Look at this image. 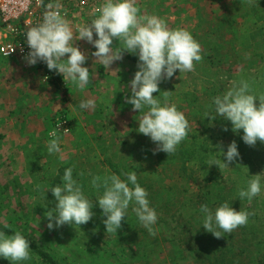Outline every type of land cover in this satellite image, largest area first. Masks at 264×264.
Masks as SVG:
<instances>
[{
	"label": "rangeland",
	"instance_id": "1",
	"mask_svg": "<svg viewBox=\"0 0 264 264\" xmlns=\"http://www.w3.org/2000/svg\"><path fill=\"white\" fill-rule=\"evenodd\" d=\"M136 6L141 15H156L170 29H186L201 45L203 59L195 62V71L180 74L177 69L172 78L159 83L161 92L153 95L163 104V91H171L168 103L175 104L177 110L184 113L189 122L188 134L196 130L199 142L195 146H199L200 142L203 146L207 143L210 153L219 156V160H224V156L219 152L218 146H222L226 153L227 146L235 141L240 153L235 161L250 164L244 168L243 180L247 184L253 178L252 175L259 174L261 192L255 198L264 200V143L257 141L254 146H249L242 140L243 130L233 132L230 121L221 117L215 120L206 117V114L214 111L213 98L223 95L234 82L239 84L240 81H247L251 94L257 97L264 95V0H252L251 4L248 0H136ZM86 14L84 19L73 15L66 19L74 33L78 26L90 24L96 18L87 11ZM93 38H96L95 33ZM74 46L81 47V51L88 57L84 66L89 68L91 82L86 88L87 92L80 93L79 102L94 100V109L82 110L85 119L93 115L95 123L91 124L86 138L81 137L83 131L75 133V127L72 126L70 134L58 136L61 152L49 154V140L46 138L55 115L60 112L54 111L50 124L44 130H41L42 126L41 133L38 132V135L43 134L46 138H40L35 158L31 156V161L25 164L20 161L22 158H7V153H4V157L0 155V222L28 233L40 246L57 257L61 264L191 262L192 254L186 245H182L183 242H180L181 245L177 244L176 238L179 236H174L172 224L170 226L163 221L157 222L153 226L157 234L149 235L132 211L131 204L117 233L106 232L103 224L106 217L96 202L103 189L97 191L91 186L94 176L116 174L123 175L121 179H126L123 172L115 173L112 165L129 168L138 164L151 172L152 177L157 179V184L169 185L167 189L170 193L178 194L177 190L183 187V182L178 181L177 177L175 180L170 179L168 174L176 173L174 170L168 174L161 172L156 165L161 151L154 152L157 145L150 137L137 131L138 121L147 109L134 111L132 105L126 102V96H131V91H121L124 86H119L116 80L118 77L114 75L115 67L118 64L123 67L125 64L118 60L113 62L109 70L105 69L88 53L95 49L92 44L78 40L74 41ZM112 46L118 47L119 42L114 40ZM217 54L222 58H233L226 59L222 64L208 58ZM109 83L116 86L117 90L107 88ZM96 85L100 87L96 88ZM119 87L122 89L119 90ZM91 89L94 90L91 92ZM66 97L71 99L68 94ZM256 104L259 105V100ZM116 105L118 107L114 108ZM192 136L188 141L193 139ZM233 162L229 163V167L221 169L214 164L216 172L213 175L225 177V173L235 167ZM67 168H72L73 179L81 186L85 197L93 203L94 215L86 224H65L49 230L45 212L54 208L56 203L50 189L63 185L62 176ZM81 172L84 173L83 176L80 175ZM248 172L252 174L248 176ZM136 174L139 180L140 176L144 177L145 172L139 169ZM217 183L218 181L210 184L198 182L203 187L217 186ZM140 185L145 189L144 185ZM189 185L194 188L196 184L190 182ZM162 190L164 192L165 189ZM158 199H162V196ZM262 203L264 205V201ZM30 254V260L19 264H44L31 250ZM0 264L11 262L0 257Z\"/></svg>",
	"mask_w": 264,
	"mask_h": 264
},
{
	"label": "clouds",
	"instance_id": "2",
	"mask_svg": "<svg viewBox=\"0 0 264 264\" xmlns=\"http://www.w3.org/2000/svg\"><path fill=\"white\" fill-rule=\"evenodd\" d=\"M251 2L248 0L249 4ZM37 3L45 10L41 21L25 33L29 48L24 57L26 62L29 65L44 62L49 70L57 71L64 80H70L83 90L91 82L89 68L83 66L88 57L74 46V41L84 40L92 44L96 50L91 55L108 70L114 61L123 59L125 52L138 55V71L129 82L131 96H126V102L132 105L134 111L147 109L138 121L137 131L150 137L157 145L154 152L174 154L178 145L188 137L189 122L175 104L168 103L171 91H163V104L153 94L161 92L159 83L172 78L177 69L180 74L193 72L195 62L203 59L201 45L192 34L183 28L170 29L156 15H141L136 0H104L97 9L96 18L90 24L78 26L75 33L61 14L59 3L44 5V0H37ZM114 40L119 42L118 47L112 46ZM213 105L214 111L206 114V117L211 120L221 117L230 121L233 132L243 130L242 140L249 146H254L257 141L264 143V95L257 97L251 94L247 81L234 82L223 95L213 98ZM79 106L81 109H94L95 102L88 99L81 101ZM50 135L52 139L47 143L48 153L61 152L57 133L53 131ZM218 147L224 160L209 161V166L215 164L219 169L229 167V163L240 156L235 141L227 146L226 153L222 146ZM72 172V168L65 169L63 185L50 189L56 203L54 208L45 212L49 230L65 224L80 226L88 223L94 215L93 203L85 197ZM124 176L126 179L116 174L94 176L91 180L93 188L97 191L103 189L96 202L106 217L103 220L106 232L117 233L131 204L140 224L149 235L155 236L157 230L153 226L158 216L156 210L150 207L147 191L137 182L135 171L124 173ZM252 176L247 188L238 191L240 200L246 198L251 201L260 194L261 177L259 174ZM200 212L204 216V230L216 238L230 235L238 227L246 226L249 216L254 214L237 211L230 207L228 201L214 211L207 204H202ZM0 257L11 264L30 260L29 241L19 231L11 235L0 231Z\"/></svg>",
	"mask_w": 264,
	"mask_h": 264
},
{
	"label": "trees",
	"instance_id": "3",
	"mask_svg": "<svg viewBox=\"0 0 264 264\" xmlns=\"http://www.w3.org/2000/svg\"><path fill=\"white\" fill-rule=\"evenodd\" d=\"M208 58L212 62L216 61L222 64L226 59H232L233 56L222 58L217 54V56ZM46 71L48 79L56 87L64 88L61 74L48 68ZM192 134L194 135L192 136ZM190 136L193 139L188 141ZM196 136L197 132L194 129L178 145L174 154L168 155L161 151L157 156L156 165L160 167L161 172L168 174L174 170L176 173L168 174L170 179L177 177L178 181L183 182V187L177 190L178 194L170 193L167 189L169 185L157 184V179L152 177L151 172L146 171L138 164H133L129 168L113 164V170L115 173L136 172L139 169L145 172L144 177L140 176L137 181L145 186L150 207L156 209L157 222L163 221L165 225L170 226L172 224L175 231L174 236L176 234L179 236L175 237L178 240L177 244L181 245L183 242L182 245H186L189 253L192 254L193 260L187 264H264V205L262 203L264 200L255 197L251 201L246 198L244 200L238 198V191L247 188L246 180H243L242 176L244 168L250 164H241L240 160L234 161L235 167L226 172L225 177H215L213 175L216 172L213 168L214 164L209 166V161L220 158L210 153L207 143L206 146H203L202 142L199 146H195L199 142ZM250 172H248V176L252 174ZM120 177L123 178V175ZM214 181H218L217 186L203 187L202 184H198V182L210 184ZM190 182L196 184L194 188L189 185ZM177 185L179 186V183ZM162 189H165L164 192ZM160 196L162 199L159 200ZM225 201H228L230 207L237 211L254 214L249 216L246 226L238 227L230 235L224 234L225 236L216 238L212 233L204 230V216L200 212V206L207 204L214 211ZM0 231L11 235L19 230L0 222ZM19 232L29 241L32 253L44 264H61L57 257L40 246L32 236L24 231ZM172 241L176 244L174 239Z\"/></svg>",
	"mask_w": 264,
	"mask_h": 264
},
{
	"label": "crops",
	"instance_id": "4",
	"mask_svg": "<svg viewBox=\"0 0 264 264\" xmlns=\"http://www.w3.org/2000/svg\"><path fill=\"white\" fill-rule=\"evenodd\" d=\"M12 40L11 33H0V155L4 157V153H7V158H22L20 161L26 164L36 157L40 138H46L43 134L38 135V132L41 133L42 126L44 127L41 130H44L50 124L54 111L67 113L71 118L73 128L75 127L74 132L83 131L81 136L83 138L89 135L88 129L95 122L92 119L93 115L85 119L84 111L79 106L80 93L87 92L86 88L89 85L81 90L70 80H64L61 75L64 88L56 87L44 75L38 63L29 65L26 62L24 58L26 55L19 51L13 55L4 54L2 48ZM137 58L138 55L125 52L123 59L120 60L125 66L118 64L115 67L114 75L118 77L116 80L119 86H124L123 90L120 87L119 90L124 92L130 90L129 82L138 71L135 66L138 64ZM98 66L101 67V65ZM107 86V88H113L114 91L117 90L113 84L109 83ZM97 87L99 88L100 85H96ZM93 90L91 89V92ZM97 91L100 92L99 89ZM67 94L71 96V99L66 97ZM117 107L118 105L114 108ZM16 161L18 163V160Z\"/></svg>",
	"mask_w": 264,
	"mask_h": 264
},
{
	"label": "built area",
	"instance_id": "5",
	"mask_svg": "<svg viewBox=\"0 0 264 264\" xmlns=\"http://www.w3.org/2000/svg\"><path fill=\"white\" fill-rule=\"evenodd\" d=\"M59 3L60 12L65 19L70 16H80L84 19L86 11L97 16V9L103 4L102 0H44V5ZM44 7L37 0H0V33H11L12 42L3 47L5 55H13L21 52L27 55L29 48L26 44L25 33L28 28L35 26L42 19ZM66 13V15H65ZM38 66L48 78L46 63L38 61ZM55 131L57 136L68 135L72 131V121L67 113L58 112L53 120L52 127L48 131Z\"/></svg>",
	"mask_w": 264,
	"mask_h": 264
}]
</instances>
